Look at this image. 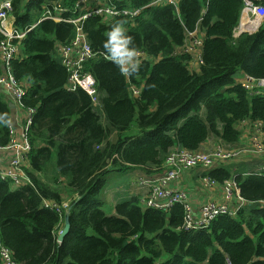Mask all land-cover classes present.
I'll use <instances>...</instances> for the list:
<instances>
[{"label":"trees","instance_id":"obj_1","mask_svg":"<svg viewBox=\"0 0 264 264\" xmlns=\"http://www.w3.org/2000/svg\"><path fill=\"white\" fill-rule=\"evenodd\" d=\"M56 1L14 0L16 27L37 24L43 5ZM76 1L64 4L72 10ZM116 1L143 12L134 23L125 17L87 18L83 28L89 43L105 53L107 32L126 21L146 59L131 77L103 58L86 64L97 82L99 110L85 90L66 89L68 73L57 46L74 39L73 25L44 21L22 42L13 74L29 86L25 107L37 110L30 132L35 187L14 188L0 179L3 244L17 264H264V208L248 206L235 218L219 217L207 230L186 231L180 205L166 212L143 209L134 197L107 215L101 199L113 172L148 167V173L154 168L161 169L154 174L162 173L175 147L197 151L217 138L238 148L244 121L264 125V95L251 96L238 83L244 75L264 79V23L254 34L235 37L243 0H182L178 7ZM250 1L264 7V0ZM196 30L204 35L203 64L192 71V57L182 48ZM131 87L139 89L138 97ZM12 115L0 89V116L12 120ZM10 141L9 125L0 122V146ZM209 175L221 183L231 178L226 169ZM237 181L244 199L264 200V176L240 175ZM65 194L72 200L71 232L60 244L66 214L45 209L43 202L62 204Z\"/></svg>","mask_w":264,"mask_h":264},{"label":"built area","instance_id":"obj_2","mask_svg":"<svg viewBox=\"0 0 264 264\" xmlns=\"http://www.w3.org/2000/svg\"><path fill=\"white\" fill-rule=\"evenodd\" d=\"M14 0H0V89H3L13 104V115L9 126L11 141L0 146V179L10 183L14 188L35 187L30 175V155L33 146L30 140L31 127L36 108H26L23 100L28 93L29 86L17 80L13 74V63L22 55V42L27 34L38 24L44 21L55 23H68L75 27L76 35L67 44L57 46V56L68 73L66 89L76 92L85 90L91 98L94 108L100 106V94L97 82L93 75L86 70V64L95 58H103L112 61L105 53H97L93 50L84 32V21L95 15L104 22H110L116 18L125 17L135 22L143 12V9H134L120 6L116 0H77L73 9L65 6V0L43 5V14L39 22L26 30H20L15 25ZM182 0H153L150 7L174 6L178 7ZM239 25L235 31V37L241 34H254L259 31L264 23V7L256 5L250 0H243ZM73 11L74 16L66 14ZM203 36V38L201 37ZM204 35L196 30L187 37V43L182 48L185 54L192 57L191 66L200 68L203 64L202 45ZM137 59L140 64L146 59L143 52H138ZM197 71V70H196ZM238 83L247 90L251 96L264 95V79L255 80L244 75ZM134 97L140 95L139 89L131 87ZM246 125V126H244ZM246 127L251 135V143L240 148H229L221 143L212 149H199L190 151L181 147H175L169 154L163 172L156 176H147L139 181L141 187H147L148 192L140 199L143 209L169 211L175 205H180L184 211L183 229L186 231L207 230L221 216L235 218L248 206L264 208V200L249 202L243 198L237 178L241 175L264 176V166L255 171L245 173H233L230 179L223 182L224 203L206 201L197 208L191 197L180 188L181 177L185 171L201 169L205 171L203 177L204 187H213L217 180L209 173L221 163L238 160L243 157L260 158L264 156V125L262 122L246 120L242 127ZM221 142V141H220ZM160 168H154L159 172ZM71 201L62 204L45 200L43 207L56 211L61 217L69 210ZM0 258L2 264H17L12 251L7 248L0 235Z\"/></svg>","mask_w":264,"mask_h":264},{"label":"crops","instance_id":"obj_3","mask_svg":"<svg viewBox=\"0 0 264 264\" xmlns=\"http://www.w3.org/2000/svg\"><path fill=\"white\" fill-rule=\"evenodd\" d=\"M201 37L203 38V36ZM190 69L192 71H196L200 68L190 65ZM99 108L100 107H98L97 110H99ZM244 126L243 127L241 126L242 136L238 148L247 146L248 144L251 143V138H250L251 135H249L250 131ZM220 144L221 142L219 139L211 138L203 144L201 149L203 150L212 149L213 147L218 146ZM240 160H242L241 163L238 162ZM263 166H264V156L256 159L251 157H243L238 160L229 161L227 163H221L213 170L220 171L226 169L228 170V172L231 173L232 176L233 173L242 174L247 171H255ZM146 170H147L146 168L145 170L141 168H135L132 171H129L127 174H124V175L134 174V177L135 176L137 177V179H135L131 183L132 188H129L127 191H124L123 186L120 187L116 185L110 186L105 190L101 199L105 202L109 201V203L114 204V212H115L116 204L123 202L122 197L129 196L131 197L130 200L134 197L141 199L142 194L144 195L147 194L148 188L147 187L140 188L137 184L138 179L142 178L143 176L151 177L154 175L156 176L160 175L159 173L152 174L154 172L153 169H151L153 171L152 173H148ZM205 175L208 174L207 173L205 174V171L198 169V170L185 171L181 177L180 188L191 197L193 204L197 208L200 206V204H203L206 201H213L217 203L225 202L223 183L217 181V184L213 187H204L202 179L203 177H205ZM111 215H114V213H112Z\"/></svg>","mask_w":264,"mask_h":264},{"label":"clouds","instance_id":"obj_4","mask_svg":"<svg viewBox=\"0 0 264 264\" xmlns=\"http://www.w3.org/2000/svg\"><path fill=\"white\" fill-rule=\"evenodd\" d=\"M126 21H120L111 26L103 41V48L108 58L112 60L120 72L128 76H134L141 70L139 53L134 46L133 37L128 35L125 27ZM0 122L11 125V119L0 116Z\"/></svg>","mask_w":264,"mask_h":264},{"label":"rangeland","instance_id":"obj_5","mask_svg":"<svg viewBox=\"0 0 264 264\" xmlns=\"http://www.w3.org/2000/svg\"><path fill=\"white\" fill-rule=\"evenodd\" d=\"M101 121H102L103 124H106L105 119L101 118ZM241 161H242V160H240V161H238V162L241 163ZM144 168H148V167H144ZM124 174H127V173H121V172H113V173H111L110 176H109L108 179H107V183H106V186H105V190H106L108 187H110V186H115V185L118 186V187L123 186V190H124V191H127L129 188H132L131 183H132V181H134L135 179H137V177H136V176L134 177V174H133V175H132V174L124 175ZM152 174H154V172H153ZM145 177H147V176H143L142 178H139V179H138L137 184H138V186H139L140 188H141V186L139 185V181H140L141 179H144ZM56 187H57L58 189H61L59 185H57ZM105 190H104V191H105ZM144 196H145V195L142 194L141 198L144 197ZM122 198H123V202H125V201L130 200L131 197H129V196H125V197H122ZM139 199H140V198H139ZM69 200L72 201V200L67 196V194H65V195H64V200H63V202H66V201H69ZM63 202H62V203H63ZM104 202H105V201H104ZM70 204H71V202H70ZM116 205H117V204H116ZM103 209H104V211H105V213H106L107 215H111L112 213H114V215H115V212H114V204L109 203V201L105 202Z\"/></svg>","mask_w":264,"mask_h":264},{"label":"water","instance_id":"obj_6","mask_svg":"<svg viewBox=\"0 0 264 264\" xmlns=\"http://www.w3.org/2000/svg\"><path fill=\"white\" fill-rule=\"evenodd\" d=\"M10 106L12 109L14 108L13 104H10ZM70 212L71 209H69L65 215V224L58 236V243L60 244H62L65 241V239L68 237V235L71 232Z\"/></svg>","mask_w":264,"mask_h":264}]
</instances>
